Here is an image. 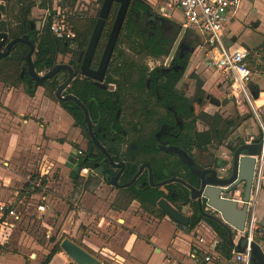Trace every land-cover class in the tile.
I'll return each instance as SVG.
<instances>
[{
  "label": "flooded vegetation",
  "instance_id": "obj_1",
  "mask_svg": "<svg viewBox=\"0 0 264 264\" xmlns=\"http://www.w3.org/2000/svg\"><path fill=\"white\" fill-rule=\"evenodd\" d=\"M29 1H33L30 8L38 5V2L34 0ZM44 2L45 0H41L38 7L42 8ZM101 7L97 15L88 16L82 13L77 17L83 23L91 18H98ZM118 7L119 3L112 6L95 53L89 66L84 69L90 70L92 75L82 72L83 51L87 49L92 33L87 43L81 47L78 41L74 40L77 37L75 32L66 52L57 55V57L63 56L65 60L58 62L56 59L55 64H67L75 72L61 92L64 99L59 100L56 97V90L59 85L67 82L70 76L68 69H62L53 77L45 80L43 84L46 82L47 86L41 85L60 104L62 102L74 106L80 113V123L75 125L80 130L81 138L77 142L78 144H73L77 150L73 158L75 160L73 167L75 170L80 169L79 176L85 179V182L92 178L96 188L107 185L117 190L116 202L120 199L119 194V196L126 195L135 188L145 192L155 189L159 199L157 204L150 208L144 206L141 200L130 194L131 200H136L139 208L144 211L140 210V214L146 212L157 218L167 216L173 220L158 204L161 199H164L169 206L174 207L180 214L188 218V225L173 220L180 229L196 233L199 231L198 227L191 228V224L198 218V222L201 220L204 222V224H200L204 225L201 231H211L219 235L208 218L217 221V219H221L220 214L211 209L205 199L199 201L192 198L190 184L197 187L200 185L194 171L200 169V172L203 173L202 171L205 169L216 170L218 178H229L233 172L239 148L261 139L262 149H264V113L261 116V112H257L258 123H256L255 118L251 120L253 116L250 114L240 113L243 119L238 121L225 118L226 116L218 111L209 112L203 107L205 99L216 107H220L224 103L223 100L210 93L208 80L204 77L201 78L203 71L209 72L215 67L204 50L202 69H199L197 65L190 71V58L198 49H201L199 45L202 43V38L197 32H194V36H190L188 34L190 31L184 28L183 22L179 29L178 25L174 23H169L166 26V34L174 39L172 43H168L170 45L168 54L149 55L143 47L124 43L119 37L105 72H98ZM63 11L67 12V10ZM24 25H29L32 30L36 29V24L27 18H24ZM154 26L155 24L150 25V28ZM182 29L184 32L181 40L174 52L171 53ZM25 30L26 32L20 36H30L28 28ZM177 33L179 36L175 39ZM12 39L14 38L9 35L5 45ZM197 42L199 45L196 44ZM16 44L12 46L9 55H12ZM182 44L188 45V47L184 45L182 48ZM119 51L123 52L121 56H118ZM146 57L157 61V65L151 66L149 62L145 61ZM124 64H127L128 70H115L118 66L124 67ZM24 67L25 71H23ZM27 70L26 66H22L19 72L20 77L27 78L37 88L38 86ZM48 70L37 72L44 74ZM60 73L63 77L58 81ZM54 80L58 81V84L55 89H52L49 83ZM190 80L194 83L193 93H190ZM87 86H90L91 91L80 96L79 94ZM70 95L76 96L87 108L93 134L89 130L84 108L69 99ZM217 100L220 101V104L216 103ZM195 105L203 107L199 115L196 114ZM96 109L97 117L94 116ZM199 121H203L207 126L204 129H199L197 125ZM241 123H246L249 127L240 131ZM200 133H204V138L208 141L198 145L195 143L198 138L196 134ZM240 156L243 155L239 154L238 157ZM85 162H91L94 166H91L86 174L80 168V164ZM151 170L153 182L150 180ZM250 176H252V190L256 169ZM80 184L84 183L80 182ZM120 185H125V187H119ZM229 186L223 188L227 189ZM239 186H243L245 189V182L239 183L236 187ZM234 188L222 194L227 196L233 192ZM123 199H125L124 196ZM131 200L126 199V203H130ZM116 202L115 205H117ZM258 218L262 231L261 235L255 238L254 243L259 244L263 252H258L255 255L253 246L251 264H264V226L262 225L264 215L261 216L259 211ZM258 239L263 240L260 243ZM106 258L119 262V259L116 261L110 254L106 255Z\"/></svg>",
  "mask_w": 264,
  "mask_h": 264
},
{
  "label": "crops",
  "instance_id": "obj_2",
  "mask_svg": "<svg viewBox=\"0 0 264 264\" xmlns=\"http://www.w3.org/2000/svg\"><path fill=\"white\" fill-rule=\"evenodd\" d=\"M34 1L38 2V5L30 8L33 1L25 0L23 6L26 7L29 4L30 6L24 18L33 21L36 24V30L41 31L46 23H49L45 11L48 2L45 0L42 8H39L41 1ZM251 1L243 0L240 9L251 6L253 10H256L258 8L255 6L256 4H264L263 0ZM8 2L9 0H5L0 3L5 8L4 10L0 9L2 11L0 21L4 22L5 29H7L9 22L10 7ZM115 3L119 2L115 1L113 5ZM170 3L179 8L176 0H170ZM129 8L119 37L122 35ZM36 9L43 10V13L37 12L41 13L38 15L42 19L39 23L31 19V14L34 15ZM63 10L61 2V12L66 16V12ZM168 13L162 16L170 19L171 14ZM236 17L230 19L226 25V43L230 41L232 42L231 45L243 46L249 50L247 47L249 44L235 39L239 36L236 32L235 37L234 33L227 30L228 25ZM172 21L182 24L184 20L181 23ZM69 24L73 29V25ZM261 24V21L255 23V29L257 30ZM200 36L203 41V36L201 34ZM3 58L5 57L0 59ZM196 60H193V67L198 65ZM24 63L25 61L20 63L19 71H21L22 66L27 67ZM13 69L15 68H12L10 73ZM256 75L259 74L255 73L250 81L259 86V98H256L255 103L264 112V72L259 76ZM239 109L241 114H247V107L243 104L239 106ZM253 119L254 117L251 120ZM78 135L79 129L75 125L74 117L57 99L55 100L52 95L47 93L45 87L38 86L34 95L31 96L23 83H13L7 78L0 77V202H8L18 212V218L0 214V264H42L56 244H59L60 249L54 254L49 264H76L60 246V242L65 237L71 238L94 254L101 260V264H105L104 258L109 254L116 261L119 259V262H114L115 264H217L216 260L206 262L204 259L208 253V245L213 238L219 239L220 248L222 245L226 249L227 245L220 235L211 231H201L202 226H204L200 225L204 224L202 220L193 227H198L199 231L193 233V231L188 232L180 229L177 223L167 216L157 218L148 215L146 212L143 213L144 215L140 213L135 215L132 208L135 205L139 207V204L136 200H131L130 193L118 195L120 199H123V196L124 200L130 199L131 202L126 203L128 205H115L118 192L114 190L110 195H107L109 190L106 186L103 188L104 195L99 192L100 188L94 191L96 195L89 192L88 188L84 189L80 199L77 200L76 198V201H73L74 206L70 204L71 209L68 208L67 201H64L67 208H63L60 214L56 215L52 224L49 223V215L53 213L52 205L58 204L57 201L52 200L55 194L54 190H50L54 184L52 181L54 180V173H59L60 178L63 175L64 181H68V177L74 175L73 163L75 160L73 158L77 150L73 144L80 140ZM43 182L44 184H42ZM86 185L80 184V180L76 186L75 182L73 185L70 184L71 193L78 186L85 187ZM34 187L40 189L35 190ZM29 196L41 198L40 202L36 204L35 211L38 217L42 219L43 227H46V234L43 238H36L31 232L30 223L35 219L31 215L28 216L32 210ZM58 199L61 198L58 197ZM259 201L260 196L258 197L257 209ZM41 203L46 204L45 211L38 209V205ZM262 208L264 209V206ZM258 211L261 216L264 215V210L261 212L258 209ZM2 221L7 222V224L2 223ZM164 225L171 226L172 231L167 239L160 241L158 231ZM234 228L230 227L233 234V244L230 242L229 247L232 249L235 248L234 239L237 238L233 233L236 232ZM200 236L206 238V243H198L197 238ZM228 236L230 238L229 231ZM219 245L215 251L227 256L226 252L220 251ZM142 246L146 248L145 253L138 251ZM129 259H133V261Z\"/></svg>",
  "mask_w": 264,
  "mask_h": 264
},
{
  "label": "built area",
  "instance_id": "obj_3",
  "mask_svg": "<svg viewBox=\"0 0 264 264\" xmlns=\"http://www.w3.org/2000/svg\"><path fill=\"white\" fill-rule=\"evenodd\" d=\"M5 0H0V3ZM243 0H176L184 17L183 25L187 30L198 32L203 36V41L199 45L206 53L210 61L218 68L225 78V81L233 88V95L238 99V94H242L244 100L254 110L257 115L255 106L256 98L253 97L249 84L252 77V70L247 63L249 50L243 46H228L225 39V29L228 21L237 16ZM48 5L45 9L46 17L49 20L51 31L59 39H71L75 32L71 28L66 16L61 12V0H47ZM239 91V93H238ZM261 126L263 124L260 121ZM256 158V178L253 188L250 192L248 201L244 200V187H235L233 192L223 197L235 200L239 207L247 204V219L245 229L240 231L236 228V239L231 254L224 256L216 250L219 245V239L213 238L208 245V253L204 257L206 262L217 261V264H251V254L254 240L261 235V225L258 218V197L264 183V149ZM91 168L83 167L82 172L85 174ZM41 211L46 210V204L38 205ZM0 214L16 216V209L8 202H0ZM7 224V222L2 221ZM243 238L244 250H237L240 238ZM198 243H206V238L200 236L197 238ZM214 250V252H213Z\"/></svg>",
  "mask_w": 264,
  "mask_h": 264
},
{
  "label": "rangeland",
  "instance_id": "obj_4",
  "mask_svg": "<svg viewBox=\"0 0 264 264\" xmlns=\"http://www.w3.org/2000/svg\"><path fill=\"white\" fill-rule=\"evenodd\" d=\"M102 1L103 0H62L63 8L64 10H67L66 21H68L71 24L72 23L74 24V22L80 23V19L77 17V15L82 14V13H85L88 16L97 15V12L102 5ZM147 1L150 4H152L156 12H158L159 14L165 15V13L169 12L171 14L170 19L175 20L178 23H181L184 20L181 10L178 7H176L175 4L170 3V0H147ZM248 2H252V1L248 0ZM8 3H9L10 11L8 14L9 22L8 21L7 22L9 25L15 26L16 23L21 18L20 6H19V3H17V0H9ZM255 6L258 7L256 10H253V7L251 8V6H249V8L242 7L240 11L238 12V16L231 21L227 29L228 32L231 31V33H234L235 37H236L235 32L239 35L235 39L240 40L241 42H246L247 44L251 45L249 46L246 44L247 47L249 48V57L247 59V63L249 64L252 70V74H253L252 76H255V73L260 75L261 73L264 72V47H263L264 4H260V5L256 4ZM37 9L34 15L31 14V19L34 20L36 23H39L42 21V19L38 15L43 13V10H37ZM39 11L41 13H37ZM258 21H261L262 24L256 30L255 23H257ZM188 34H190V36H194L195 33L192 30H190ZM178 36L179 34L177 33L175 39H177ZM196 44L199 45V42H197ZM204 53L205 52L203 51V49H198L197 52H195L194 55L191 56L190 71L193 68L192 63L194 62L193 60L195 59H197L196 62L199 66V69H202ZM62 60H65V58L59 55L57 57V61L61 62ZM145 61L149 62L151 66L157 65L158 63L157 61L153 59H149L147 57ZM259 75H256V76H259ZM201 76H202L201 78L204 77L206 80H208V88H209L210 93L216 96L217 98L223 100V103H224V105L220 107H216L214 104H209L208 100L205 99L204 100L205 104L203 105V107L206 108V110L212 113L215 111H218V113L223 114V116L225 115L226 116L225 118L240 121L241 119H243V117L240 114L241 112H240L239 106L243 104L244 106L247 107V114L252 115L255 118L256 123H258L256 114L254 110L252 109V107L249 105L248 102L244 100V97L242 96V94H238L239 102L237 101V98H235V96L233 95V88L228 84V82L225 81L224 76L218 70L216 66L210 69L209 72L203 71ZM62 77L63 75L61 73L58 74V81L59 79H62ZM6 78L10 82L20 84L19 80L17 79V75L14 72L9 73V76H6ZM252 83L254 82L250 81L249 87ZM193 90H195L194 83L192 80H190V93H193ZM263 98H264V95H263ZM255 106H256V103H255ZM203 107L202 106L196 107L197 115H199L200 112H202ZM256 108L258 107L256 106ZM257 112L258 113L261 112V116H263L264 112L260 110L259 108L257 109ZM197 125L199 129H204L207 126L203 121H199ZM245 127H249V125H247L246 123H241V125H239V130L241 131V129H244ZM259 128H261L260 125H259ZM78 136L79 137L81 136L80 130H79ZM75 144H78V143L76 142ZM54 174H55L53 178L54 180H52L54 181V184L50 190L51 191L54 190L55 194L53 195L52 200L57 201L58 204L57 205L55 204L54 206L52 205L53 213L49 215V219H48V222L51 224L53 223L56 215L60 214L63 208H67L68 204L70 206V207L68 206V208L70 209L72 208L71 205L74 206L73 201L74 200L76 201V198L77 200L80 199V196L82 195L84 189L88 188L89 192H92L94 195H96L94 191L99 190L98 188H96V184H94V180L92 178H89V180L85 182V179H81L82 178L81 177L79 178L80 182H83L84 184L87 183V185L85 187L78 186V188L71 193L72 189L70 187V184L73 185L74 177L70 175L68 177V181L67 180L64 181V177H62L63 175H61V178H60L59 173H54ZM105 186L109 190L106 194L110 195V193L114 191V189L107 185H101L100 186L101 190H99V192L104 195L105 191L103 188ZM259 196H260V201L258 204V209L261 212H263L264 209L262 207L264 206V200L262 199L264 198V184L260 190ZM58 197H60L61 199H58ZM29 200L31 201L32 210L28 216L31 215V217L35 219L34 221H32V223H30L31 232L34 233V236L36 238L38 237L43 238V236L46 234V227H43L42 219L38 217L37 212L35 211V208L37 207L36 204L40 202L41 198L39 197L31 198L29 196ZM64 201H67V205H65ZM126 202L127 201L124 199H118L117 205L126 206ZM52 204H54V202H52ZM132 210L135 215L141 213L140 208L136 205L132 208ZM171 231H172V227L169 225H164L163 227H160L158 231L160 233V236H159L160 241H164L165 239H167ZM233 233L234 235L236 234V232H233ZM262 240L263 239H258L260 243L262 242ZM138 251H140V253H145L146 248L142 246L140 247V249H138ZM129 260L133 261V259H129ZM104 262L105 264H115L114 261L108 258H104Z\"/></svg>",
  "mask_w": 264,
  "mask_h": 264
},
{
  "label": "water",
  "instance_id": "obj_5",
  "mask_svg": "<svg viewBox=\"0 0 264 264\" xmlns=\"http://www.w3.org/2000/svg\"><path fill=\"white\" fill-rule=\"evenodd\" d=\"M41 1V0H39ZM119 2L120 7L118 9L115 21L113 23L105 50L102 55V60L99 66L98 72H105L107 66L109 65V62L111 60L113 51L115 49V45L117 43L118 37L120 35L125 16L127 14L128 8L130 6L131 0H104L101 10L99 12V17L95 23L92 35L90 37V41L88 44V47L84 52V59H83V66H82V72L88 75H92V72L90 70H84L86 67L89 66V62H91V59L95 53L97 44L101 38L106 19L110 13V10L112 8V5L114 2ZM2 18V11L0 10V20ZM184 32V29H182L180 36L176 40L173 50L171 53L174 52L175 48L179 44L182 34ZM9 35L7 32H0V58L6 57L9 55L11 48L14 44L18 42L25 43L28 45L29 50L25 57V63L24 65H27L28 67V73L31 76V78L35 81L37 86H41L43 82L51 77H53L55 74H57L62 69H68L70 71V76L65 84L59 85L56 90V97L59 100H63L61 92L64 89L65 85L71 80V78L74 76V70L71 66L67 64H57L50 70H48L44 74H40L36 71L35 64L33 61V56L35 53L36 45L35 40L30 37L29 35L19 36L14 39H12L8 44L5 45L7 42ZM232 42H228L227 45L230 46ZM5 45V49L3 50V46ZM185 44H182V48ZM188 47V45H185ZM82 52V53H83ZM26 68H23V71H25ZM101 78V76H98ZM250 91L254 98L259 97L260 89L259 86L256 84L250 85ZM69 99L74 100L78 104H80L85 111L86 121L89 126V130L91 134H93L92 130V124L90 121V117L88 114L87 108L80 102V100L74 96L70 95L68 96ZM217 104H220V101H216ZM96 140V139H95ZM263 147L262 140H258L253 144H245L241 148L237 150L235 161H234V168L233 172L227 179L218 178L217 171L216 170H203L201 173L200 169L197 171H194L195 176L198 179V182L200 183L199 187L194 186L190 184V191L192 192V198L201 201L202 199L206 200V204L213 210L217 211L220 214L221 219H217V222L227 229L230 234V242L233 244V234L230 231V227H235L236 229L243 231L245 229L246 225V219H247V204H244L243 207H239L238 203L235 200H231L229 198L223 197L222 193H225L229 189H232L236 187L239 183L245 182V189H244V200L248 201L250 197L251 192V178L252 173L255 169L256 165V158L255 156L260 155L261 149ZM239 154H242L243 156L238 157ZM150 180L153 182V173L152 170ZM236 181L234 182V180ZM170 181V180H168ZM227 185H230L227 189L223 188ZM119 187H125V185H120ZM158 204L170 215V217L175 220L177 223L188 225V218L180 214L174 207L169 206L164 199H161ZM262 225L264 226V219L262 221ZM244 239L241 237L238 245L237 250L243 251ZM61 248L72 258V260L76 264H101V260L96 257L94 254H92L90 251H88L86 248H84L82 245L76 243L74 240H72L69 237H65L60 242ZM254 253H262V248L259 244L254 243Z\"/></svg>",
  "mask_w": 264,
  "mask_h": 264
},
{
  "label": "trees",
  "instance_id": "obj_6",
  "mask_svg": "<svg viewBox=\"0 0 264 264\" xmlns=\"http://www.w3.org/2000/svg\"><path fill=\"white\" fill-rule=\"evenodd\" d=\"M17 2L20 4V20L16 23L15 26L8 24L7 29H5L6 27H4V22L0 21V32H2L1 30L5 32L7 31L10 37L15 38L25 33V29L28 28L29 32H27L35 40L36 43V50L34 53L35 68L38 72L46 71L56 64L58 53L66 52V49L70 43V39L61 40L57 38L51 31L49 23H46L45 27L41 31H38L36 29L32 30L30 29L29 25L25 26L24 17L26 13H28V8L30 5L24 7L23 4H25V0H18ZM0 9L4 10L5 8L3 5H0ZM95 22L96 18H91L85 23H72L73 29L77 34V37L74 40H77L81 47L87 43V40L92 33ZM169 23H174L178 25V29L180 28V24H177L174 21L160 15L146 0H133L124 24L121 41L124 43H129L130 45H134L136 47H143L146 53L149 55L162 56L163 54H168L170 49V45H168V43H172L174 40L173 38H170L165 32L166 26ZM153 24H155V26L150 28V25ZM12 51V55H9L0 60V77L5 79L6 76H9L10 70L12 68H15L12 72L16 73L20 83H23L25 85L26 91L31 96H33L36 90V86L32 85V83L27 78L22 79L19 75L20 63L25 61V55L28 51V46L23 43H17ZM122 54V51L118 52V56H121ZM124 65L125 66H122V68L118 66L115 70H128L127 64ZM57 84L58 81L54 80L53 82L49 83V86L52 89H55ZM43 86H47L46 82L43 84ZM82 91L83 92L79 94L80 96H83L86 93L90 92L91 88L90 86H87V88H84ZM53 98L56 100L55 97ZM61 105L74 117L76 125L80 123V113L74 106L66 105L62 102ZM96 111L97 109L94 110L95 117H97L98 115V112ZM196 136L198 138L195 143L198 145L208 141V139L204 138V133L196 134ZM91 166L94 167L91 162L80 164V168ZM74 172L75 175H73V177L76 186L80 178V169L77 168ZM42 184H44V182ZM34 189L39 190L40 188L34 187ZM130 194L133 197L141 200L143 205L147 208L155 206L157 204V200L159 199V195L156 193L155 189L145 192L135 188L133 190H130ZM208 220L214 226L217 233L223 238L225 245H227L226 249L222 245L220 248L219 245L220 251H222L223 253L226 252L225 254L229 255L231 253L232 247H229L230 238L228 236L227 229L222 227L215 220H212L210 218H208ZM198 221V218L194 220L191 224V228L194 227L198 223ZM59 249V244H56L42 264H49L52 257Z\"/></svg>",
  "mask_w": 264,
  "mask_h": 264
}]
</instances>
